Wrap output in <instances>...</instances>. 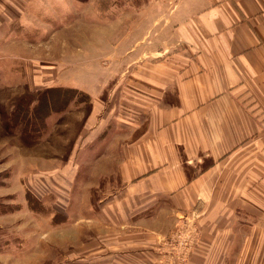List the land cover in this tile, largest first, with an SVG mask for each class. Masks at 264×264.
Wrapping results in <instances>:
<instances>
[{"label": "crops", "instance_id": "0c3cea01", "mask_svg": "<svg viewBox=\"0 0 264 264\" xmlns=\"http://www.w3.org/2000/svg\"><path fill=\"white\" fill-rule=\"evenodd\" d=\"M64 12L87 28L77 58L125 60L111 201L139 216L167 202L197 237L184 264H264V0H0V44Z\"/></svg>", "mask_w": 264, "mask_h": 264}, {"label": "rangeland", "instance_id": "374dc122", "mask_svg": "<svg viewBox=\"0 0 264 264\" xmlns=\"http://www.w3.org/2000/svg\"><path fill=\"white\" fill-rule=\"evenodd\" d=\"M63 15V28L25 27V41L18 36L0 44V54L21 57L0 58V264H167L163 260L175 248L178 263L172 264H184L197 237L191 225L172 220L167 202L160 212L139 216L123 201H111L120 186L123 132L122 104L112 86L125 60L77 58L73 40L80 42L77 35L87 28ZM50 86L76 88L78 94L64 103L53 92L51 105L64 107L45 119L39 137L8 122L19 102L32 106ZM94 106L95 135L88 121ZM104 145L111 154H100Z\"/></svg>", "mask_w": 264, "mask_h": 264}, {"label": "trees", "instance_id": "16d2710c", "mask_svg": "<svg viewBox=\"0 0 264 264\" xmlns=\"http://www.w3.org/2000/svg\"><path fill=\"white\" fill-rule=\"evenodd\" d=\"M54 91H57L60 95H62L61 97L63 98H59H61V101L63 100L64 103H68L73 100L75 95L78 94V90L76 88L66 86H50L39 94L36 102L32 106H30V103L22 104L19 102L16 105L15 110H13L10 114L8 122L11 125L18 123L22 124V129L25 134H30L29 132H31L35 137H39L41 131L46 127L45 119L51 113L59 112L64 107L63 102L62 106L59 108L51 105V100L54 98H52L51 95Z\"/></svg>", "mask_w": 264, "mask_h": 264}, {"label": "built area", "instance_id": "2783aa9c", "mask_svg": "<svg viewBox=\"0 0 264 264\" xmlns=\"http://www.w3.org/2000/svg\"><path fill=\"white\" fill-rule=\"evenodd\" d=\"M188 234H189V233H188ZM188 234H186V236H187ZM181 236H182V237H185V231L182 232ZM190 238H191V237H190Z\"/></svg>", "mask_w": 264, "mask_h": 264}]
</instances>
